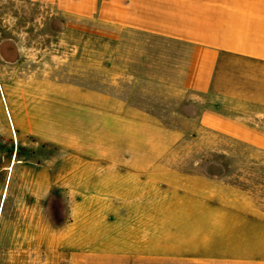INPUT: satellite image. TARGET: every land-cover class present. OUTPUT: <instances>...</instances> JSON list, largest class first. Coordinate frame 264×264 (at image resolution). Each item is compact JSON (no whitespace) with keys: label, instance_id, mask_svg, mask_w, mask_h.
Listing matches in <instances>:
<instances>
[{"label":"crops","instance_id":"obj_1","mask_svg":"<svg viewBox=\"0 0 264 264\" xmlns=\"http://www.w3.org/2000/svg\"><path fill=\"white\" fill-rule=\"evenodd\" d=\"M27 2L108 29L111 43L98 61L101 72L89 70L88 76L134 85L114 99L139 119L143 106L151 108L147 124L154 129L184 132L200 148L230 149L223 157L232 183L215 175L213 186H206L212 179L204 177L205 186L199 187L109 189L102 203L72 198L76 202L64 208L57 229L45 214V197L57 192L52 188L57 184H48L41 173L23 174L18 180L32 182L13 190L7 251L0 259L6 264H264V0ZM139 119L129 124L138 126ZM76 179L72 176L70 195L77 197ZM51 206L56 215L61 205Z\"/></svg>","mask_w":264,"mask_h":264},{"label":"rangeland","instance_id":"obj_2","mask_svg":"<svg viewBox=\"0 0 264 264\" xmlns=\"http://www.w3.org/2000/svg\"><path fill=\"white\" fill-rule=\"evenodd\" d=\"M109 35L100 25L62 17L41 2L0 0V256L7 251L13 190L32 182L18 180L23 174L41 173L48 184H57V192L45 197L47 220L57 229L65 207L102 203L109 189L199 187L204 177L213 186L215 175L232 183L223 157L230 149L200 148L184 132L154 129L147 124L151 108L143 106L139 119L114 99L134 85L88 76L89 70L101 72L98 61ZM103 96L112 99L98 98ZM137 119L138 126L129 124ZM72 176L77 197L70 195ZM17 196L22 199V192ZM55 203L63 207L56 215Z\"/></svg>","mask_w":264,"mask_h":264}]
</instances>
